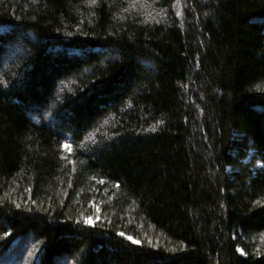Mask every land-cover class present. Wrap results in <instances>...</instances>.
<instances>
[{"label": "trees", "instance_id": "1", "mask_svg": "<svg viewBox=\"0 0 264 264\" xmlns=\"http://www.w3.org/2000/svg\"><path fill=\"white\" fill-rule=\"evenodd\" d=\"M0 264H264V0H0Z\"/></svg>", "mask_w": 264, "mask_h": 264}, {"label": "snow or ice", "instance_id": "2", "mask_svg": "<svg viewBox=\"0 0 264 264\" xmlns=\"http://www.w3.org/2000/svg\"><path fill=\"white\" fill-rule=\"evenodd\" d=\"M91 2L92 3H96V0H91ZM64 147L67 149V148H69L70 146H68L67 144H65L64 145ZM100 183H104V181L103 180H101V181H99ZM116 187L117 188H119V184H117L116 185ZM97 211H98V209H97ZM86 222L87 223H91L92 221H91V218H88L87 220H86ZM121 235H124L123 233H121ZM127 239H129L132 243H134V244H139L140 243V241H138V240H136V239H134V238H132V237H127ZM176 249H173V251H175ZM237 251H241L242 252V249H237Z\"/></svg>", "mask_w": 264, "mask_h": 264}, {"label": "rangeland", "instance_id": "3", "mask_svg": "<svg viewBox=\"0 0 264 264\" xmlns=\"http://www.w3.org/2000/svg\"><path fill=\"white\" fill-rule=\"evenodd\" d=\"M12 50H13V49H11V48H8V49H7V54H8V55H6V57H5V61H6V60H9L8 56H10V58H11L10 60H11V61L16 60V59H15V54H16V55L20 54V53H18V51H12ZM5 66H8V64H5ZM43 118H44V120H46V119L48 118V115L43 114ZM91 221H92V220H91ZM92 222H93V221H92ZM92 222H91V223H92Z\"/></svg>", "mask_w": 264, "mask_h": 264}]
</instances>
